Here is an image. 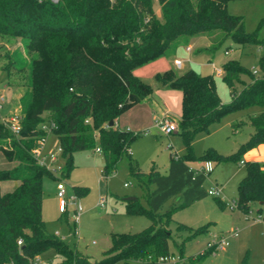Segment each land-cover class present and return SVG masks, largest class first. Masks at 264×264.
Masks as SVG:
<instances>
[{
	"label": "trees",
	"instance_id": "1",
	"mask_svg": "<svg viewBox=\"0 0 264 264\" xmlns=\"http://www.w3.org/2000/svg\"><path fill=\"white\" fill-rule=\"evenodd\" d=\"M228 1L157 0L160 20L154 14L153 0H0V37L19 38L21 42L0 69L26 72L25 88L18 100L19 136L11 134L0 120V183L14 182L5 192L0 186V264L11 260L30 264V259L49 248L60 256L55 264H158L160 256L170 253L169 224L174 211L207 196L205 175L191 171L188 162L237 163L247 150L264 143V57L259 59L260 76L237 60L223 63L228 103L221 102L212 75L192 69L180 74L169 69L155 75L161 86L182 92L177 132L184 151L177 159L170 158L165 174L153 165L147 172L141 170L130 147L142 131L120 129L116 122L124 111L148 101L153 93L134 70L157 58L173 56L191 38L208 36L210 45L202 51L209 54L226 40L264 43L257 39V31L246 33L242 16L228 13ZM263 22L264 18L257 30ZM243 76L249 80L244 81ZM254 106L262 110L249 116L253 131L236 151L222 155L208 147L199 156L194 153L193 142L199 133L207 132L227 114ZM111 120L114 124L108 126ZM44 125L62 150L59 178L69 176L77 151L99 148L103 176L114 173L125 158L128 174L145 191L146 202L143 206L138 197L124 198L125 211L147 216L150 225L137 232L111 233L109 247L97 259L49 233L41 214L42 185L46 177L58 178L32 156V150L46 136ZM244 167L235 202L239 210L247 212L253 203L264 204V165L252 161ZM73 189L78 197L87 192L82 186ZM214 199L220 208L226 206L219 197ZM208 227L207 223L192 230L180 224L177 229L191 230L187 237H192ZM184 240L177 243L180 255ZM209 254L210 250L202 249L189 256L188 264H201ZM244 261L245 257L242 264Z\"/></svg>",
	"mask_w": 264,
	"mask_h": 264
},
{
	"label": "rangeland",
	"instance_id": "2",
	"mask_svg": "<svg viewBox=\"0 0 264 264\" xmlns=\"http://www.w3.org/2000/svg\"><path fill=\"white\" fill-rule=\"evenodd\" d=\"M154 14L156 18L162 19L161 9L157 0H154ZM229 14L242 16L246 33L253 34L257 31V39L264 40V22L257 30L260 21L264 18V0H229L226 4ZM0 41V65L8 62L11 54L17 47H21L20 39L2 38ZM204 39L199 38L194 45H203ZM228 51L226 55L224 52ZM184 62L183 68H176L172 60L165 57L155 59L154 68L160 67L163 73L170 68L176 74H180L189 66L200 69L201 75H212L215 81L216 90L223 103L230 100V92L226 83L223 81L221 72L222 65L227 60H237L249 71H256V76L262 74L259 66V59L264 57V43H245L241 44L236 41L226 40L213 54L207 53L193 57L186 52L185 47L177 50L175 56ZM149 64V63H147ZM145 66V65H142ZM148 66V65H147ZM148 70V67H143ZM25 71L21 73H6L0 69V96L3 95L5 100L3 107L0 109V119L9 113L16 102V98L25 88ZM146 76L143 82L147 83L153 90L155 100L166 106L167 111L174 115L180 116V100L173 93L160 96L156 92L163 91L162 87L155 79V75ZM244 81H248L247 76H243ZM239 88L240 86L237 85ZM180 91V90H179ZM155 93V94H154ZM165 94V93H164ZM162 97V98H161ZM163 99V100H161ZM134 106V105H133ZM128 108L119 116L120 125L123 130L133 132L142 131L131 144V154L133 159L138 163L142 171L150 170L151 164L154 163L160 170L169 157L166 151L168 145L170 152L181 155L184 151L183 141L178 132L169 136L164 135L157 126L155 117L149 105H140L135 109ZM262 110L259 106L250 107L244 110H238L224 116L218 123L209 126L208 131L199 133L194 142V153L199 156L203 151L212 147L222 155H228L236 151L239 143L249 137L253 127L249 122V116L258 114ZM18 111L13 109L11 113ZM144 131V132H143ZM56 136L47 133L44 151L56 150L58 145L55 143ZM58 163L62 164L63 159L59 157ZM213 171H211L204 182L207 190L217 186L220 190V198L227 203L235 200L237 185L240 178L245 173V168L241 162L234 161H212ZM73 169L63 180L66 187V197L75 196L74 186L87 188L86 194L80 196L78 201L82 206V212L75 222V206L68 201L65 214L59 211V201L56 197L57 180L46 177L43 179L41 214L45 221V228L49 233H59L58 237L67 242L70 246L76 247L82 253L88 255L91 259H97L102 255L103 250L110 245V234L113 232H137L148 225L150 220L145 215H129L125 211L124 198L129 196L138 197L140 203L146 206L145 191L138 185L137 181L128 174L127 161L124 158L119 164L116 171L108 176L102 175L103 157L101 152L95 150H82L73 154ZM59 179V172L55 173ZM126 184V185H125ZM208 199L202 203H197L191 207L181 208L174 211L172 221L169 224L172 237L169 239L170 254L179 256L177 243L184 240L183 259L178 264H188L189 256L202 250L208 238V231L187 237L192 233L189 229L178 230L180 224L193 227L199 226L202 214L210 209L215 203L214 196L208 195ZM104 198V206H99L98 202ZM170 205L167 203L162 210L165 211ZM74 224L76 233L73 232ZM71 227V229H70ZM227 234V233H226ZM229 243V238H228ZM246 250L240 257V247L225 259V264H242ZM220 253V251L218 252ZM218 253L207 255L201 264H218ZM43 263L55 264L60 260V256L55 249L49 248L39 254ZM112 264H123L122 261H116ZM158 264H172L171 261H162Z\"/></svg>",
	"mask_w": 264,
	"mask_h": 264
},
{
	"label": "crops",
	"instance_id": "3",
	"mask_svg": "<svg viewBox=\"0 0 264 264\" xmlns=\"http://www.w3.org/2000/svg\"><path fill=\"white\" fill-rule=\"evenodd\" d=\"M153 7H154V0H153ZM199 38H202L205 40L204 44L195 46L194 42ZM1 39L2 38L0 37V41H2ZM209 45H210V41H209L208 36L202 34V35L191 38L186 45H182L179 48L185 47V50H186V46H190L191 51H189V52L186 51V52L189 54V56H190V54H192L193 57H197L198 55H202V54L206 55L207 53H205L202 50L208 48ZM177 50H176V52H177ZM176 52L171 57H165L168 60H172L171 62H173V65H174V60L176 59L174 57ZM155 61L156 60H153V61L149 62V64L146 63L145 66H140V67L136 68L134 70V74L138 78H140L141 80H144V78L146 76H152L153 74L159 72V70L161 71L160 67L159 68L156 67V69L151 68V67H154V65L156 63ZM183 66H184V62L182 63V66L180 68H183ZM143 67H148L149 69L144 70ZM168 69H170V68H168ZM188 69H192L195 72L200 73V69H195L194 67H191V66L184 69V71H186ZM184 71H182V72H184ZM221 74H223V70H221ZM157 93L160 96H165L168 93H170V94L173 93L177 96V98L179 100H180V98L182 100V92L177 90V89L164 87L163 91L156 92V94ZM21 94H19V96L16 98V102H15V105L13 107V109H15V110L17 109V107H19L18 106V100H19V97L21 96ZM154 97H155V95H154ZM154 97H153V95H151V98L148 101H144V102L135 104L134 106L131 107V109L133 110L136 107H139L140 105H149V107L152 111V115H153V117H155L156 122L159 118H161L165 115L170 116L171 118H173L175 120L180 119V116L177 117V116L170 114L167 111L166 106L164 107V105L161 104L160 102L156 101ZM161 100H163V99H161ZM222 101H224V100H222ZM13 109L9 113L5 114V116L11 114ZM180 114H181V109H180ZM116 126L119 127L120 129H122L121 128L122 125H120L119 118L116 122ZM172 134H176V132H173ZM249 134H251V132ZM55 143L58 145L57 138H55ZM237 148H238V146H237ZM49 151H53V150H49ZM166 151L168 152L169 157L167 159V162L164 164V167L162 170H160L154 163L151 164V166L153 165L161 174H165L167 172L169 162H170V158H171V152H170L169 148H167ZM241 161L243 162L242 163L243 166H244L245 162H252V161H256V162H259L260 164L264 165V143L258 144L257 146L247 150L243 154ZM201 162H202V160L189 161L188 165L191 167H197L201 164ZM244 175H245V173L243 174V176ZM205 180H206V176H205ZM0 186H1L2 192H5V191L10 190L14 186V182L4 181V182L0 183ZM204 188H205V185H204ZM236 195H237V193H236ZM208 198L209 197L207 194V196H205L204 198H202L200 200L195 201L192 205H190L188 207L196 205L197 203H202L203 201L207 200ZM235 198H236V196H235ZM220 199L222 201L226 202L223 198H220ZM249 211H251V212L249 213V217H248V214L246 215L245 212H243L242 210H239L238 208L229 209L227 206L220 208L215 201L213 206H210V209H208L207 211H205L202 214V216L200 218L202 223L199 226L207 224V223L209 224L208 233H209L210 238H208V240H210L213 237H218L221 234L228 233L229 231L233 230L234 228L238 229V234L229 236L228 237L229 243L223 249L220 250V253H218L219 251L217 252L218 253L217 254L218 264H225L224 263L225 259L228 258V256H230V253H232L233 251L235 252L237 249H239V247H240V257L242 256L243 251L246 250L245 255H244L245 261L243 264H264V204L253 203V204H251ZM255 214H261L262 219L261 220L250 219L251 218L250 216H254ZM193 228H196V227H193Z\"/></svg>",
	"mask_w": 264,
	"mask_h": 264
},
{
	"label": "built area",
	"instance_id": "4",
	"mask_svg": "<svg viewBox=\"0 0 264 264\" xmlns=\"http://www.w3.org/2000/svg\"><path fill=\"white\" fill-rule=\"evenodd\" d=\"M51 1L56 3L58 0H51ZM186 51L187 52L191 51V47L186 46ZM225 54L227 55L228 51H225ZM182 63H183V61L180 59L174 60V65L176 68H180L182 66ZM218 71L221 72V69H219ZM253 73L256 74V71L253 70ZM4 100H5L4 96L1 95L0 96V109L3 106ZM0 120L2 121L4 126L11 132V134H13L16 137L19 136L20 129H21V114H20V112L16 111L14 113H11L9 115L2 117ZM156 123H157V126L160 129V131L166 136L172 134L173 132H177V130L179 129L178 120H175V119H173L167 115L159 118ZM42 128L47 133L50 132V129L48 127H46V125L42 126ZM47 133H46V136L44 138H41L39 140L37 146L32 150V156L38 165L44 167L47 170L52 171L53 173L59 172V174H60V171L63 167V163L59 164L58 159H59V157L62 158V156H61L62 150L58 146L56 148V150L49 151V152L44 151ZM168 148L170 149L169 145H168ZM95 151L100 152L99 148H96ZM179 156L180 155L171 152L172 158L177 159ZM240 162L243 163L242 161H240ZM189 168L191 171H193L197 174H203V175L207 176L213 170V164H212L211 160H204L201 162V164L199 166H197V167L189 166ZM207 194L219 197L220 190L217 186H214L213 188L207 190ZM56 197L59 201V211L61 213L66 212L69 200H70L69 202L73 203V205L75 206V217H74V219L76 222V220L78 219V217L80 216V214L82 212V206H81L80 202L78 201V198L76 195L67 199L66 187H65L63 180H61L60 178L57 179ZM98 204H99V206L103 207L105 204L104 198H101L99 200ZM226 206L229 209L237 208L235 200L231 203H226ZM250 212L251 211L248 210L247 212H245V214L246 215L248 214V217H249ZM250 217H251L250 219H253V220H261L262 219L261 214H255L254 216H250ZM72 230L74 233H76L75 224H74V227ZM55 234L59 235V233H55ZM237 234H238V229L234 228L233 230L229 231L227 234L224 233L218 237H213L207 241L204 249L210 250L211 253L215 254L218 251H220L221 249H223L228 244V237L229 236L237 235ZM21 242H22V239L19 238L17 240V243L20 244ZM182 259L183 258L180 255L175 256L174 254L169 253V254H166L164 256H160L157 261L158 262H162V261L170 262L171 261L172 264H178V262H180ZM5 264H14V262L11 260ZM30 264H43V262L40 259L39 255H36L32 259H30Z\"/></svg>",
	"mask_w": 264,
	"mask_h": 264
},
{
	"label": "water",
	"instance_id": "5",
	"mask_svg": "<svg viewBox=\"0 0 264 264\" xmlns=\"http://www.w3.org/2000/svg\"><path fill=\"white\" fill-rule=\"evenodd\" d=\"M113 124H114V122L111 120V121H109L108 126H113ZM134 199H136L135 196L125 197V200H134Z\"/></svg>",
	"mask_w": 264,
	"mask_h": 264
}]
</instances>
